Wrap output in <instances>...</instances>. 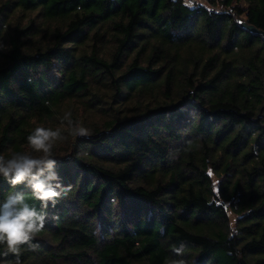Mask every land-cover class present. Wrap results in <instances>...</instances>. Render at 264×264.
Returning <instances> with one entry per match:
<instances>
[{
	"label": "trees",
	"instance_id": "obj_1",
	"mask_svg": "<svg viewBox=\"0 0 264 264\" xmlns=\"http://www.w3.org/2000/svg\"><path fill=\"white\" fill-rule=\"evenodd\" d=\"M204 1L0 0V155L67 137L21 264H264V0Z\"/></svg>",
	"mask_w": 264,
	"mask_h": 264
},
{
	"label": "clouds",
	"instance_id": "obj_2",
	"mask_svg": "<svg viewBox=\"0 0 264 264\" xmlns=\"http://www.w3.org/2000/svg\"><path fill=\"white\" fill-rule=\"evenodd\" d=\"M6 48V45L0 44V51ZM71 115V112L65 113L62 120L67 122L72 135H89V129L82 122H73ZM65 139L67 137L59 128L52 130L38 127L27 140L32 152L40 155L15 153L9 159L0 155V177L13 187L23 185L29 190L32 199L40 202V208L37 209L28 203L26 193L21 191L9 193L0 203V245H5L7 252L16 257L15 264H21L22 246L27 245L32 249L37 247L32 241L44 229L48 215L46 209L49 205L54 207L70 189V186L63 185L52 152L54 145ZM172 250L176 256H182L184 245L173 246ZM170 264H186V261L172 259Z\"/></svg>",
	"mask_w": 264,
	"mask_h": 264
},
{
	"label": "water",
	"instance_id": "obj_3",
	"mask_svg": "<svg viewBox=\"0 0 264 264\" xmlns=\"http://www.w3.org/2000/svg\"><path fill=\"white\" fill-rule=\"evenodd\" d=\"M236 22L243 28L249 30L250 32L254 33L257 36H260L264 39V31L258 30L254 28L253 26L247 25L243 18L237 17ZM241 264H245L242 260H240Z\"/></svg>",
	"mask_w": 264,
	"mask_h": 264
},
{
	"label": "built area",
	"instance_id": "obj_4",
	"mask_svg": "<svg viewBox=\"0 0 264 264\" xmlns=\"http://www.w3.org/2000/svg\"><path fill=\"white\" fill-rule=\"evenodd\" d=\"M185 5H188L190 7H195L201 3H199V0H182ZM203 5V4H202ZM212 11H215L214 8H210Z\"/></svg>",
	"mask_w": 264,
	"mask_h": 264
},
{
	"label": "rangeland",
	"instance_id": "obj_5",
	"mask_svg": "<svg viewBox=\"0 0 264 264\" xmlns=\"http://www.w3.org/2000/svg\"><path fill=\"white\" fill-rule=\"evenodd\" d=\"M199 3H201V4L205 5V6H207L208 8H211L210 4H208V3L205 2L204 0H199ZM215 9H217V8H215ZM87 119H88L89 121H91L92 117H91V116H88ZM95 119H96V118H95ZM214 180H216V179L214 178Z\"/></svg>",
	"mask_w": 264,
	"mask_h": 264
}]
</instances>
